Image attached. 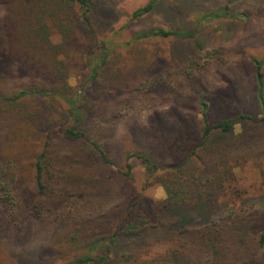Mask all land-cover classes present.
<instances>
[{
    "label": "trees",
    "instance_id": "1",
    "mask_svg": "<svg viewBox=\"0 0 264 264\" xmlns=\"http://www.w3.org/2000/svg\"><path fill=\"white\" fill-rule=\"evenodd\" d=\"M41 1L0 0V11L22 7L21 19H25ZM53 1L69 7L71 20L69 16L67 20L73 30L80 27L89 39L80 56L90 76L77 86H69L43 56L30 54L34 37L54 48L45 32L32 28L29 37L22 33L26 36L22 38L18 18L0 16V81L22 75L44 82L43 86L20 89L7 99L0 96L5 101L0 102V244L9 250L15 264H146L140 261L142 246L158 241L175 245L148 264H264V221L257 223L262 212L248 209L247 215L242 214L244 203L238 207V202L219 200L224 187L235 189L234 173L226 169L225 160L235 145L231 142L235 125L247 120L250 128L242 141L258 140L264 116L258 120L244 113L213 116L207 95L199 94L196 114L193 106L180 104L171 107L165 118L157 117L150 128L129 121L124 111L129 113L138 102L123 97L132 88L134 73L114 74L106 69L113 46L96 38L99 28L112 25L120 16L119 1ZM159 1L149 0L134 9L131 19L150 14ZM230 10L227 3L205 12L203 19L241 16ZM73 30H62L63 49L73 39ZM195 32L153 27L139 32L132 41L190 39L199 51L202 47ZM18 40L27 45L22 48ZM181 57L183 63L193 66L187 61L188 54ZM252 61L264 111V60ZM27 97L53 99L55 110L48 112L51 104L47 102L29 109L28 102H20ZM120 125L123 134L115 132ZM134 159L144 165L148 176L162 178L166 198L156 202L136 191L131 183ZM27 164L35 173L38 192L33 198L23 183L26 175L19 172ZM77 168L85 174L71 171ZM165 171L169 178L163 179ZM146 199L153 217L141 208ZM79 206L86 212H71ZM41 226H49L46 233H41L43 227L37 229ZM62 238L70 246L85 244V250L69 253L58 246ZM25 242L38 248L21 260L14 247ZM87 245L92 246L91 251Z\"/></svg>",
    "mask_w": 264,
    "mask_h": 264
},
{
    "label": "rangeland",
    "instance_id": "2",
    "mask_svg": "<svg viewBox=\"0 0 264 264\" xmlns=\"http://www.w3.org/2000/svg\"><path fill=\"white\" fill-rule=\"evenodd\" d=\"M117 1L120 5L118 7L120 16L112 25L99 28L96 38L99 43L102 41L113 46L106 69L114 74L134 73L130 83L132 88L123 98L127 102H138L140 105L136 103L129 113L128 110L124 111L129 121L141 122L146 128H150L157 117L162 115L165 118L171 107L180 104H186L189 108L193 106L196 114L199 94L207 95L205 98L212 104L213 116L233 117L244 113L256 120L264 116L252 61L253 58L264 60V0H160L153 12L137 20L131 19L130 12L144 6L149 0ZM227 3L231 12L241 14L239 18L203 19L205 12L223 8ZM22 11V7L14 8L13 12L2 10L0 16L9 15L18 18L20 37H26L30 29L34 28L35 31L45 32L50 43L54 45L51 49V45L45 44L38 37L32 38L35 39L34 46H29V52L34 58L43 56L44 60L49 61L50 69L65 76L69 86H77L85 77L90 76V69L84 67L80 56L81 49L85 44L87 45L89 39L80 27L74 25L73 30L71 22L67 20L71 12L66 4L42 0L28 16H25V19H21ZM72 16H75V13H72ZM69 18L71 20L70 16ZM59 19L62 20V26L57 24ZM153 27L195 30V38L202 48L198 51L190 39L182 40L175 37L132 41L136 34L147 32ZM62 30L68 33L73 30V39L65 44L64 49L61 47ZM18 44H21L22 48L24 44L27 45L19 40ZM187 54L189 55L187 61H192L193 66L183 63L181 56ZM262 70L264 76V64ZM101 71L103 77L104 66ZM34 82L35 80L27 76L12 75L0 81V96L7 99L20 89L44 84L42 81ZM63 89L67 91L64 86ZM68 93L72 92L69 90ZM0 102L5 101L0 100ZM20 102H28L26 107L35 108L34 110L41 102H47L51 104V109L48 111L50 112L55 110L53 102L56 101L27 97ZM262 102H264V86ZM248 124L249 122L245 120L235 125L234 136L231 138V142L235 145L225 159L228 161L226 169L234 173L232 184L238 191L227 185L219 200L227 204L238 202V207L244 203L242 214L246 215L249 210L259 209L262 215L257 223L260 224L264 221V124L259 127L258 140L253 139L245 143L242 140L247 136L246 129L250 128ZM115 132L123 134V126H118ZM235 146L237 148H234ZM23 162L27 163L25 160ZM133 164L131 183L136 191L156 202L166 198L167 193L162 178L148 176L144 165L136 159L133 160ZM71 171L85 174L84 170L79 168ZM19 172L26 175L23 183L29 190V197L33 198L38 192L34 170L27 164V167H20ZM166 172L162 175L163 179L169 178ZM83 189L87 191L86 186ZM251 197L256 199H250ZM140 205L148 216L153 217L150 214L152 206L147 199ZM71 212L80 214L86 211L84 207L79 206L76 211ZM40 228H42L41 233L44 234L49 226H41L37 229ZM32 231L37 232L34 229ZM84 245L70 246L65 238L58 243V246L64 247L72 254L80 250L84 251ZM174 245V242L158 241L142 246L140 261L148 264L155 256L165 254ZM95 246L97 249L99 244ZM86 247L87 251L92 250V246ZM37 248V245L34 246V243L30 242L19 243L14 247L21 260H24L23 255L34 253ZM59 262L50 264H59ZM0 264H15L9 250L3 244H0Z\"/></svg>",
    "mask_w": 264,
    "mask_h": 264
}]
</instances>
